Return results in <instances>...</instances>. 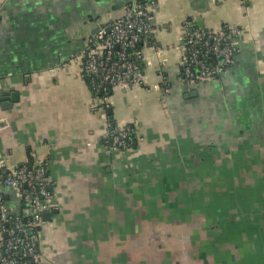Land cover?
<instances>
[{"label":"crops","instance_id":"obj_1","mask_svg":"<svg viewBox=\"0 0 264 264\" xmlns=\"http://www.w3.org/2000/svg\"><path fill=\"white\" fill-rule=\"evenodd\" d=\"M133 1L0 0V92L19 96L0 107V156L7 169L47 158L54 182L37 264H264V0H143L141 83L109 101L136 141L110 151L72 57ZM186 20L243 29L228 72L191 88Z\"/></svg>","mask_w":264,"mask_h":264},{"label":"built area","instance_id":"obj_2","mask_svg":"<svg viewBox=\"0 0 264 264\" xmlns=\"http://www.w3.org/2000/svg\"><path fill=\"white\" fill-rule=\"evenodd\" d=\"M152 6L154 2L134 0L124 8L123 16L89 36L82 51L72 57L80 63L91 92L99 93H93L94 106L106 119L103 140L110 151L130 148L136 141V127L115 124L107 109L113 91L141 83L143 45L154 32ZM242 35L243 29L235 25L215 30L184 21L180 48V79L184 86L195 87L228 72ZM167 86L160 88L167 93L170 90ZM53 184L49 159L7 169L5 159L0 156V264H37L45 260L40 242L43 215L57 208ZM8 191L18 195L20 210L14 211L9 206Z\"/></svg>","mask_w":264,"mask_h":264},{"label":"water","instance_id":"obj_3","mask_svg":"<svg viewBox=\"0 0 264 264\" xmlns=\"http://www.w3.org/2000/svg\"><path fill=\"white\" fill-rule=\"evenodd\" d=\"M125 14L124 9L122 10L121 14L119 16L113 17L107 25L112 23L114 20L119 18L120 16H123ZM101 28V27H100ZM98 28V30L100 29ZM189 95H195V91L189 92ZM19 96L17 92H8V91H1L0 92V107L2 109H7L13 105L14 102L18 101ZM111 111V110H110ZM44 219H49L50 218V213L45 212L44 213Z\"/></svg>","mask_w":264,"mask_h":264},{"label":"trees","instance_id":"obj_4","mask_svg":"<svg viewBox=\"0 0 264 264\" xmlns=\"http://www.w3.org/2000/svg\"><path fill=\"white\" fill-rule=\"evenodd\" d=\"M140 2H143V0H139ZM237 51H238V47H237ZM237 51H236V54H237ZM213 61L214 62H216L217 61V59H215L214 57H213ZM231 68V67H230ZM88 83V82H87ZM94 93V92H93ZM95 95H98L99 93L98 92H95L94 93ZM107 114H108V116L110 117V119L116 124V122H115V120L113 119V115H112V112L110 111V107L107 109ZM105 142H106V140H104ZM32 161V160H31ZM28 162V164L29 165H31L33 162Z\"/></svg>","mask_w":264,"mask_h":264}]
</instances>
